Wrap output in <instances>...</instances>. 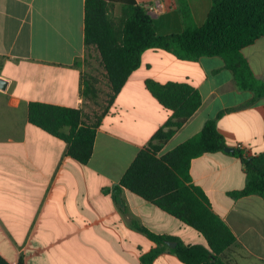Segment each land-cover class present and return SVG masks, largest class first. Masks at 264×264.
Segmentation results:
<instances>
[{"label":"crops","instance_id":"0c3cea01","mask_svg":"<svg viewBox=\"0 0 264 264\" xmlns=\"http://www.w3.org/2000/svg\"><path fill=\"white\" fill-rule=\"evenodd\" d=\"M186 1L201 25L211 0ZM156 2L160 12L146 8ZM137 3L158 34L183 30L177 0ZM241 53L253 74L264 79V37ZM99 63L98 51L84 43V0H0V79L7 83L0 88V256L9 264H144L141 256L158 245L138 226L184 245L206 246L201 233L157 205L126 188L115 194L113 186L172 112L147 89V79L188 83L201 96L199 108L159 156L198 133L209 118H216L226 146L241 143L248 155L264 151V96L239 88L221 56L189 60L148 48L103 109L97 96L83 94L85 79L99 88ZM100 70L105 74L102 65ZM30 101L80 109L88 123L99 111L87 163L68 155L66 141L28 121ZM189 172L235 235L221 259L264 264V198L229 194L246 183L241 158L226 151L203 153L191 160ZM149 264L184 263L165 249Z\"/></svg>","mask_w":264,"mask_h":264},{"label":"trees","instance_id":"16d2710c","mask_svg":"<svg viewBox=\"0 0 264 264\" xmlns=\"http://www.w3.org/2000/svg\"><path fill=\"white\" fill-rule=\"evenodd\" d=\"M185 22L181 32L158 34L153 18L137 0H84V43L94 46L110 87L109 103L121 90L129 75L139 67L148 48H162L180 59L202 55L221 56L233 71L237 86L264 96V79L257 78L241 49L264 37V0H211L201 25L194 23L186 0H177ZM120 6L115 18L114 6ZM147 89L172 112L146 146L141 148L122 175L115 191L126 188L201 233L206 246L184 245L175 236L156 234L145 227L138 229L157 247L141 256L151 263L165 249L184 264H226L221 253L235 242L229 226L210 207L203 190L191 182L190 162L203 153L225 152V137L216 118L205 121L202 129L184 142L158 155L164 143L201 105L199 91L184 82L145 81ZM83 94L96 97L93 83L85 79ZM80 109L41 101L28 103V121L68 143V155L85 164L91 158L98 120L85 122ZM67 127L68 132L63 131ZM245 152V153H244ZM233 154L244 164L246 183L229 192L235 198L257 194L264 198V151L248 155L235 148ZM167 241H176L171 248ZM0 264H9L0 256Z\"/></svg>","mask_w":264,"mask_h":264},{"label":"rangeland","instance_id":"374dc122","mask_svg":"<svg viewBox=\"0 0 264 264\" xmlns=\"http://www.w3.org/2000/svg\"><path fill=\"white\" fill-rule=\"evenodd\" d=\"M120 15V6L118 4H116L114 6V16L115 18H117ZM99 67H96V70L98 71L99 74V78L95 77L96 80L99 81V88L96 89L97 92L99 93L97 95L98 99L95 100L96 104H98L100 106V109H103L107 103H109V98H110V90L107 89V86H109L108 84V80L107 77L104 73L101 72L100 68H101V63H99L98 65ZM101 75H103V77H101ZM98 112L99 111H95L94 115L92 116L91 119H89V123H93L97 120L98 118Z\"/></svg>","mask_w":264,"mask_h":264},{"label":"built area","instance_id":"2783aa9c","mask_svg":"<svg viewBox=\"0 0 264 264\" xmlns=\"http://www.w3.org/2000/svg\"><path fill=\"white\" fill-rule=\"evenodd\" d=\"M160 7H161V5L159 4V2L146 4V8L149 11H152L153 13L160 12L161 11V8ZM236 148L242 149V150H245L246 151V147L243 146V144H241V143L236 144Z\"/></svg>","mask_w":264,"mask_h":264},{"label":"water","instance_id":"95a60500","mask_svg":"<svg viewBox=\"0 0 264 264\" xmlns=\"http://www.w3.org/2000/svg\"><path fill=\"white\" fill-rule=\"evenodd\" d=\"M6 81L5 80H3V79H0V88L1 89H4L5 87H6ZM224 150L226 151V152H234L235 151V149L233 148V147H231V146H225V148H224ZM176 241H167V244L171 247V248H173V247H175L176 246Z\"/></svg>","mask_w":264,"mask_h":264}]
</instances>
